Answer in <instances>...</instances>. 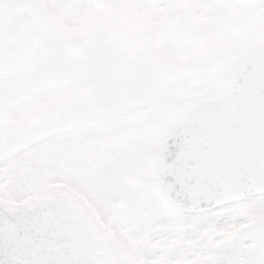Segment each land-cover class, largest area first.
Here are the masks:
<instances>
[{"label":"snow or ice","instance_id":"snow-or-ice-1","mask_svg":"<svg viewBox=\"0 0 264 264\" xmlns=\"http://www.w3.org/2000/svg\"><path fill=\"white\" fill-rule=\"evenodd\" d=\"M0 264H264V0H0Z\"/></svg>","mask_w":264,"mask_h":264}]
</instances>
